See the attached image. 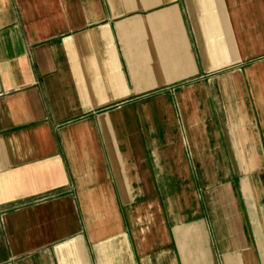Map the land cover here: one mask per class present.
<instances>
[{
  "label": "crops",
  "instance_id": "obj_1",
  "mask_svg": "<svg viewBox=\"0 0 264 264\" xmlns=\"http://www.w3.org/2000/svg\"><path fill=\"white\" fill-rule=\"evenodd\" d=\"M0 264H264V0H0Z\"/></svg>",
  "mask_w": 264,
  "mask_h": 264
}]
</instances>
